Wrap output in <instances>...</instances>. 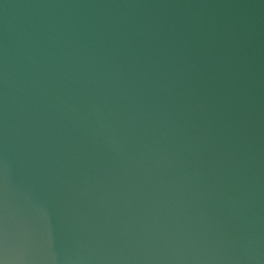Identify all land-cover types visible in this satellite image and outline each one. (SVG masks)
<instances>
[{"label": "water", "instance_id": "water-1", "mask_svg": "<svg viewBox=\"0 0 264 264\" xmlns=\"http://www.w3.org/2000/svg\"><path fill=\"white\" fill-rule=\"evenodd\" d=\"M0 264H264V0H0Z\"/></svg>", "mask_w": 264, "mask_h": 264}]
</instances>
